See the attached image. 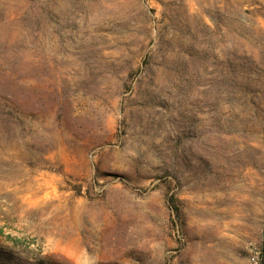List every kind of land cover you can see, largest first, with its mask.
I'll return each instance as SVG.
<instances>
[{
  "label": "rangeland",
  "instance_id": "rangeland-1",
  "mask_svg": "<svg viewBox=\"0 0 264 264\" xmlns=\"http://www.w3.org/2000/svg\"><path fill=\"white\" fill-rule=\"evenodd\" d=\"M0 264H264V0H0Z\"/></svg>",
  "mask_w": 264,
  "mask_h": 264
}]
</instances>
